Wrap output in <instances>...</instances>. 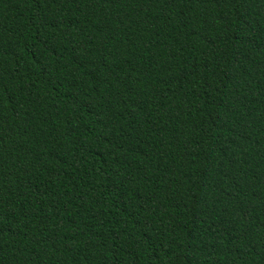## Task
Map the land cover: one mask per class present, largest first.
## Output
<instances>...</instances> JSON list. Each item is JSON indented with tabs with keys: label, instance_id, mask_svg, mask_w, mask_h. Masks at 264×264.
Returning a JSON list of instances; mask_svg holds the SVG:
<instances>
[{
	"label": "trees",
	"instance_id": "16d2710c",
	"mask_svg": "<svg viewBox=\"0 0 264 264\" xmlns=\"http://www.w3.org/2000/svg\"><path fill=\"white\" fill-rule=\"evenodd\" d=\"M0 264H264V0H0Z\"/></svg>",
	"mask_w": 264,
	"mask_h": 264
}]
</instances>
